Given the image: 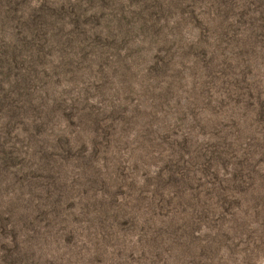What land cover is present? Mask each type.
I'll use <instances>...</instances> for the list:
<instances>
[{"label": "rangeland", "instance_id": "rangeland-1", "mask_svg": "<svg viewBox=\"0 0 264 264\" xmlns=\"http://www.w3.org/2000/svg\"><path fill=\"white\" fill-rule=\"evenodd\" d=\"M0 264H264V0H0Z\"/></svg>", "mask_w": 264, "mask_h": 264}]
</instances>
